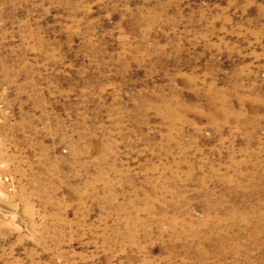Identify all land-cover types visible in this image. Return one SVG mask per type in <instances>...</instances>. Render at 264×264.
Listing matches in <instances>:
<instances>
[{
  "label": "rangeland",
  "instance_id": "374dc122",
  "mask_svg": "<svg viewBox=\"0 0 264 264\" xmlns=\"http://www.w3.org/2000/svg\"><path fill=\"white\" fill-rule=\"evenodd\" d=\"M0 264H264V0H0Z\"/></svg>",
  "mask_w": 264,
  "mask_h": 264
}]
</instances>
